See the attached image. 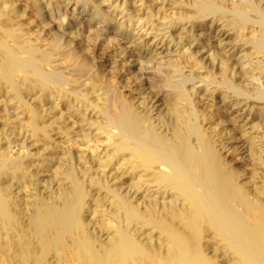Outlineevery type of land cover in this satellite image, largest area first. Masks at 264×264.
<instances>
[{
	"label": "bare ground",
	"instance_id": "1",
	"mask_svg": "<svg viewBox=\"0 0 264 264\" xmlns=\"http://www.w3.org/2000/svg\"><path fill=\"white\" fill-rule=\"evenodd\" d=\"M97 3L0 0V264H264V178L253 187L242 181L241 170L221 152L233 147V136L218 127L223 119L217 121L221 115L215 118L209 101L199 107L194 96L198 82L212 101L217 91L225 107L253 104L252 128L264 127V0L171 5L150 30L153 38L173 31L176 48L167 44L161 62L156 55L138 61V71L151 75L150 99L162 110L149 104L148 94L141 100L125 95L128 82L119 85L116 65L109 74L87 55L108 25L126 34L143 5L117 24L127 2L111 18ZM60 4L89 11L83 28L77 22L68 32H86L84 46L28 26L36 20L46 26L43 9L52 13ZM66 16L54 17L62 30ZM97 18L104 23L99 29ZM214 23L232 32L230 41L219 39L208 62L198 50L188 53V35L198 42ZM225 44L243 55L234 59ZM101 134L100 152L77 149L100 142ZM255 137L242 144L256 160L253 168L264 170V134L258 147ZM12 145L22 151L12 153Z\"/></svg>",
	"mask_w": 264,
	"mask_h": 264
},
{
	"label": "rangeland",
	"instance_id": "2",
	"mask_svg": "<svg viewBox=\"0 0 264 264\" xmlns=\"http://www.w3.org/2000/svg\"><path fill=\"white\" fill-rule=\"evenodd\" d=\"M94 1H95V3L98 2L97 4H98L99 8L102 11H105L107 13V14L105 13V15L108 18L111 15H115L117 12L119 13V11L121 10L120 4L123 5L124 2H127V4H126L127 11H123V13H122V15H126V16L123 18H120L121 15L118 14L117 17L119 18V20H118L119 22L117 21V24L127 23V20H128L127 15L129 13H131L132 10H135V9L139 8L140 5H143V9H141L140 12L138 13V15L133 18V23L135 25L133 27L128 25L126 34H119V33H117V31L112 29L114 26L113 24H111L112 26L108 25L109 28H107V29L105 28L101 32V37L94 44H92V45L90 44L88 46L87 55L92 57L93 62L95 63L96 67H98L99 69H103L105 72L107 71L109 74L112 73L113 65L114 64L116 65L115 76H116L117 80L120 81L119 85L122 86L126 82H128V86L122 87V91L125 95L132 96L135 98V100H137V99L141 100L143 97H146V94H148L149 97H148L147 101L149 102V104L152 105L153 107H158L160 110H162L163 106L160 105L159 102H154V99H150L151 92L153 91V89L150 86V76L151 75L149 76L147 74L148 70L145 71V69H143L141 71L143 73H140V71H138V69L140 67L139 63L141 60H147L148 58H151L153 55H156V58H157V60L155 62H158V61L161 62L163 60V55L165 54V51H166L165 46H167V44H169L170 50H173L176 48L174 44H175V41H177V39L175 37L176 34L173 31L170 30V32L165 33L163 35L164 37H160L161 36L160 35V36L153 38L154 30L152 31V30H150V28L153 25H155L156 22H161L160 17L164 13H169L171 11L170 7H171V5H172V7L175 6L174 2L177 3L180 1L183 4H185L186 7H188L187 2H190L192 0H131V1L130 0H94ZM131 2H133V3H131ZM131 5H133V6H131ZM19 6L21 7V4H19ZM72 9H73V6L72 7L71 6L66 7V6H64V4H60L59 8L55 11L53 10L51 13L50 11H48L47 7H45L43 9V19L47 23L46 26L41 25L39 20L33 21L28 25V22H30V20L33 19V17H31L30 20L28 18H25V20L27 21V25L30 27L31 30L34 29L35 31L40 32L41 36H43V37H47L49 35L48 34L49 31H53V32H56L58 34L60 32L61 35L64 34L63 35L64 39H71V40L73 39L72 42L75 43V45L77 47H82V46H84V43H86L84 41L86 40L87 33L83 32L81 36H74V34L71 35L68 32H69V30H71V28H75V23H77V22H82V23L76 25V28L77 27L83 28V22H84L83 19L84 20L86 19V17L89 14V11L86 8V10H84L81 13L82 9L79 8L78 5L76 7L75 12H73ZM63 12H65L67 14L66 20H65V22H67V25L65 26V28H66L65 30L60 29L58 27L57 22L54 19L55 15L57 16L59 13H63ZM147 14L148 15L153 14V16H152L153 21L152 22L148 21L146 23L145 17ZM132 15H134V13H132ZM137 17L142 18L141 23H138L136 21ZM97 20H99V18L95 19L93 24H94V28L97 27L99 29L104 25V23L103 22L95 23ZM207 25H210V22H208ZM188 27H190V26H188ZM210 27L212 28V30L209 32V34H208L207 30L206 31L203 30L201 32V34L198 35V37H197L198 42L194 41V37H192L191 34L188 33L189 34L188 35L189 41L191 42L190 43V50L188 51V53H191V51L194 52V51L198 50L200 53L198 52L197 56L199 58H204V60H207V62H208V60H210L213 57V55H211L212 51L217 50V47L220 44V42L218 40L220 39L222 41L221 43H224V42H226V40H228L230 38L231 33H232L231 31H228V32H224V30L220 31L221 27L218 26V23H214ZM94 28H92V30ZM213 28H215V29L213 30ZM54 29H56V30H54ZM145 31H147L146 34H145ZM112 32L114 34H112ZM196 33L199 34L200 32H198V31L194 32V34H196ZM172 34L175 38H173ZM114 35L117 37L118 40L115 39ZM131 35H135V36L133 38L131 37V39H130ZM171 39H172V41H171ZM169 41H171V42H169ZM229 41L230 40H228V42ZM149 42H151V43H149ZM160 43H161V45H160ZM103 44L105 46H102ZM136 44H139L138 46H141V45H144V46L139 50V49L135 48L134 45H136ZM216 44H217V47H216ZM231 46H232L231 44H225L226 49H224V50L227 54H231L232 52H234V56H233L234 59H238L239 57H241L243 55V52H240L239 50L236 51L237 47L233 48ZM211 47H212V49H211ZM147 48H150L152 50V52L148 53ZM137 57H140V59H137ZM138 61H139V63H138ZM148 65L151 68V64H148ZM106 68H108V69H106ZM235 71H236V69H235ZM134 72L137 73L136 74L137 80L133 78ZM184 72L188 73L187 69H184ZM200 72L204 73V70H202V71L200 70ZM188 85H191V83ZM195 87L198 88L197 92L194 95L196 97V99H195L196 105L199 107H203V106L205 107L204 103L209 101L208 104L212 105V109L214 110L213 113L216 112L215 118L218 119V116L221 115V118H219L217 121L223 119V123L221 124V126H218V127H221V129L224 130L225 137H229V136L232 137L233 136V140H234L233 147L232 148L226 147L224 149L222 148L221 149L222 154L228 160L231 159L233 161L232 164L234 165V167L236 169L241 170V172L243 173L242 177H241V179H243L242 180L243 182L249 183V185L252 187L254 185H260L261 184V182H260L261 178H264V170H262L261 168H258V167L255 169L253 168V164H255L256 160L255 159L253 160L251 158V156L249 155V153H247L248 151L246 148V143H244L245 146L242 144L244 142V139H245L244 137H246L250 142L252 139L248 138V135H252V136H256L254 141H256L255 145H257V147H258L259 141H261V139H262L260 136L264 134V127L259 128V129L252 128V125L255 122H257V119H255L253 116V115H255L256 106H254L252 109L250 107L253 104H251L250 107L242 106L243 104H240L237 106H231V107H229V105H228V107L227 106L225 107V106H223L225 100H224V102L223 101L221 102L220 97H218V95H217V91H215L213 93L214 99L212 101L211 100L212 98L210 96V94H212L211 91L210 90L204 91V87H203L202 83L196 82ZM218 107H220L219 111H217ZM1 108H2V105L0 103V110H1ZM232 119L234 120V122ZM259 120H260L261 124H264V115H261ZM240 134H242V135L244 134L243 135L244 137ZM53 138H54L55 143L59 141V138H57V135L54 136ZM105 141H106V135L101 134L100 142L91 141V142L87 143L86 145L78 146L77 149L84 150L86 153L95 155L96 152H100L102 150V148L105 145ZM29 142L30 141L28 140L27 143L29 144ZM40 146H41L40 144H37V145H33L32 147H30L29 148V151H31L30 153H32V154L35 153L37 151V148ZM261 146L264 147L263 142L261 143ZM261 149H262V151H264V148H261ZM17 151L18 152L22 151V149L19 148L18 146H13L12 147V153H15ZM262 155H263V153H262ZM43 156L44 157L49 156V151H45L43 153ZM248 156H249V158H248ZM34 159L37 160L36 157ZM35 163H37V161H35ZM249 163H251V164H249ZM50 168L51 169L53 168L52 170H54L55 166H52ZM245 168L248 172L245 170ZM42 174L48 175L49 173L45 172ZM251 175L256 176V178L252 179ZM109 179H110V177H109ZM45 180H47V176L45 177ZM53 185H54V183L51 184V187ZM40 187L43 189L42 186H40ZM54 188H55V185H54ZM100 236L102 238H105L106 235L103 233H100Z\"/></svg>",
	"mask_w": 264,
	"mask_h": 264
}]
</instances>
